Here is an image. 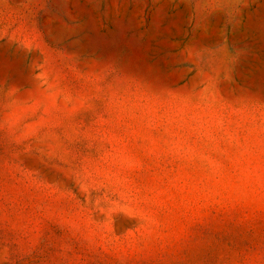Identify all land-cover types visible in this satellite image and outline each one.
<instances>
[{
  "label": "rangeland",
  "instance_id": "1",
  "mask_svg": "<svg viewBox=\"0 0 264 264\" xmlns=\"http://www.w3.org/2000/svg\"><path fill=\"white\" fill-rule=\"evenodd\" d=\"M218 2L0 0V264H264V64L219 50L257 19Z\"/></svg>",
  "mask_w": 264,
  "mask_h": 264
},
{
  "label": "crops",
  "instance_id": "2",
  "mask_svg": "<svg viewBox=\"0 0 264 264\" xmlns=\"http://www.w3.org/2000/svg\"><path fill=\"white\" fill-rule=\"evenodd\" d=\"M218 7L225 13L229 23L232 22V18H237L239 10L242 12L245 9L251 10L252 16L257 19V28L251 32L249 37L245 30L237 31L241 34L238 39L241 43L228 44L227 35L225 36L224 43L219 45V50L224 51V57H228V60L224 62L246 65L255 64V59H257L258 64H264V0H219ZM248 40H251L250 45L246 43Z\"/></svg>",
  "mask_w": 264,
  "mask_h": 264
}]
</instances>
